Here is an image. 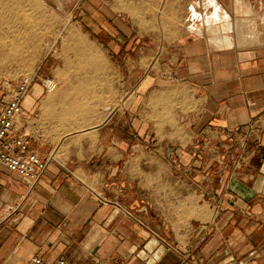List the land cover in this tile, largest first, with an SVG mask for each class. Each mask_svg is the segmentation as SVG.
<instances>
[{
	"label": "crops",
	"instance_id": "1",
	"mask_svg": "<svg viewBox=\"0 0 264 264\" xmlns=\"http://www.w3.org/2000/svg\"><path fill=\"white\" fill-rule=\"evenodd\" d=\"M149 1L180 21L112 40L116 67L98 44L86 98L32 82L13 129L47 163L36 181L0 167V264H264V41L235 20L264 0H212L223 25L207 0Z\"/></svg>",
	"mask_w": 264,
	"mask_h": 264
},
{
	"label": "rangeland",
	"instance_id": "2",
	"mask_svg": "<svg viewBox=\"0 0 264 264\" xmlns=\"http://www.w3.org/2000/svg\"><path fill=\"white\" fill-rule=\"evenodd\" d=\"M161 3L153 6L149 0H117L107 7L94 0H0V35L4 36L6 43L0 45V85L33 76L34 83H37L39 74H42V78H50L56 84L52 99L55 95L56 99L69 98L72 101L77 98L75 91H62L71 85L80 87L83 98H86L87 91L92 89L93 78L88 74L105 65L99 45L103 44L106 55L116 67L119 60L114 54L117 48L112 40L118 36L128 40L136 36L148 44L152 31L154 35L158 33L161 41L168 24L180 21L177 13L167 12ZM207 3L211 12L205 18L215 21L214 2L207 0ZM233 14L231 12L230 16ZM228 17L223 11L219 22L223 25ZM235 20L237 28L242 20L249 25L243 31L237 29L238 36L241 31L246 36L248 32L245 30L250 28L249 33L264 41V26L260 25L264 24V12H252L250 17ZM256 44L261 45L260 42ZM46 95L41 92L39 99ZM74 103L70 107L62 106L68 110L66 115L70 118L83 117L89 111L87 107H78V103ZM80 103L89 102L83 100ZM56 109L60 111L61 107Z\"/></svg>",
	"mask_w": 264,
	"mask_h": 264
},
{
	"label": "built area",
	"instance_id": "3",
	"mask_svg": "<svg viewBox=\"0 0 264 264\" xmlns=\"http://www.w3.org/2000/svg\"><path fill=\"white\" fill-rule=\"evenodd\" d=\"M34 76L13 83L0 85V167L8 172L32 181L38 180L44 172L47 159H42L31 150L21 134L14 133V122L21 114V103L28 95ZM45 93L53 90L56 84L50 78L39 80ZM126 215L131 216L127 211ZM25 264H45L39 256L32 257ZM53 264H69L58 259Z\"/></svg>",
	"mask_w": 264,
	"mask_h": 264
},
{
	"label": "bare ground",
	"instance_id": "4",
	"mask_svg": "<svg viewBox=\"0 0 264 264\" xmlns=\"http://www.w3.org/2000/svg\"><path fill=\"white\" fill-rule=\"evenodd\" d=\"M213 2V1H212ZM214 4V3H213ZM216 6V5H215ZM214 7V6H213ZM215 9V11H216V18H215V20H217V21H220L219 19H222V10H219L218 8H214ZM29 11V10H28ZM21 12V11H20ZM192 15V14H191ZM194 16H196V18H198V16L197 15H195V13L193 14ZM192 15V16H193ZM190 17V16H189ZM194 18V17H193ZM192 18V19H193ZM201 18V20H203V21H206V22H208L209 23V21H208V19L207 18H203L202 16L200 17ZM222 23V22H221ZM240 24H239V28L243 31V29H244V24H247V22L246 21H244V20H242V21H240L239 22ZM6 24V23H5ZM207 25H209V24H207ZM249 26V25H248ZM22 27V26H21ZM239 28H237V29H239ZM17 29V28H16ZM34 29V28H33ZM208 30H213L214 31V29L211 27H208L207 28ZM7 30V29H6ZM12 31V30H11ZM20 31V30H19ZM22 31H23V29H22ZM238 31V30H237ZM239 32V41H240V43L242 42H253V44H255L254 42L256 41V37H254L252 34L253 33H246V36L244 35V32ZM27 32V31H26ZM36 32V31H35ZM11 33V32H10ZM9 33V34H10ZM19 34V33H18ZM5 35V34H4ZM22 36H23V34H22ZM24 37V36H23ZM27 38H29V37H27ZM20 39V38H19ZM18 39V40H19ZM25 41V40H24ZM8 42V41H7ZM19 43V42H18ZM14 44V43H13ZM24 44V43H23ZM0 45H3V46H5L6 45V43H5V40H4V36H2V35H0ZM1 48V47H0ZM19 48V47H18ZM17 49V48H16ZM8 50V49H7ZM16 53V52H15Z\"/></svg>",
	"mask_w": 264,
	"mask_h": 264
}]
</instances>
